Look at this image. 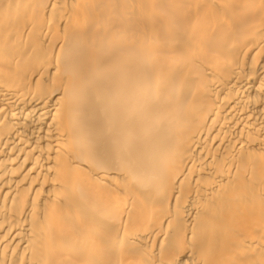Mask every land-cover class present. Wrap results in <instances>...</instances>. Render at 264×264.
<instances>
[{
  "label": "bare ground",
  "instance_id": "bare-ground-1",
  "mask_svg": "<svg viewBox=\"0 0 264 264\" xmlns=\"http://www.w3.org/2000/svg\"><path fill=\"white\" fill-rule=\"evenodd\" d=\"M0 264H264V0H0Z\"/></svg>",
  "mask_w": 264,
  "mask_h": 264
}]
</instances>
